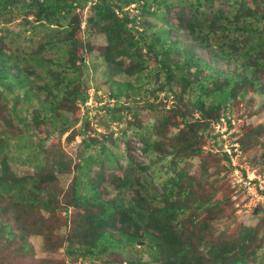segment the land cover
Masks as SVG:
<instances>
[{
	"label": "trees",
	"instance_id": "16d2710c",
	"mask_svg": "<svg viewBox=\"0 0 264 264\" xmlns=\"http://www.w3.org/2000/svg\"><path fill=\"white\" fill-rule=\"evenodd\" d=\"M0 31L11 34L0 39V244L19 251L2 264H35L32 235L46 252L62 250L65 264L262 263L258 224L209 237L228 200L217 193L230 190L219 177L229 170L213 157L230 159L202 146L231 107L264 96V0H0ZM82 32L106 43L94 50ZM91 81L107 97L101 131L85 104ZM139 108L153 113L151 123ZM241 128L242 147L264 138V124ZM77 138L71 155L63 143ZM138 142L150 163L134 156ZM193 158L199 172L190 175ZM253 164L264 172V151ZM59 173L71 175L65 188ZM41 210L51 215L39 220ZM128 247L147 259H126ZM50 259L41 264H59Z\"/></svg>",
	"mask_w": 264,
	"mask_h": 264
},
{
	"label": "rangeland",
	"instance_id": "374dc122",
	"mask_svg": "<svg viewBox=\"0 0 264 264\" xmlns=\"http://www.w3.org/2000/svg\"><path fill=\"white\" fill-rule=\"evenodd\" d=\"M131 13H134V11H131ZM82 14L85 18V16L87 15V10L84 9ZM19 20L20 19H15L10 23H7L6 27H8L10 30H18L19 26L17 25V22H19ZM84 26L85 19L82 21L81 28H84ZM10 35L11 34L7 31H0L1 40L5 41ZM78 37H80L81 40L83 39V41L89 42L93 46L94 50H96L98 46H103L106 43L105 36L101 34H88L82 32L78 33ZM94 50L90 53L91 55L95 54ZM98 78L100 77L98 76ZM98 80L100 82V79ZM93 84L94 82L91 81V85L87 90L89 94L88 99L85 104L88 108L87 111H89L88 116L91 119V125L94 126L98 131H101L103 128L97 125L96 116L103 114V111L101 109H98V106L105 104L107 101V97L104 95L102 89L99 88L98 90H95ZM99 85L100 87L102 86L101 83H99ZM95 91L97 92V94L104 97L101 102L95 98ZM163 93H161V95ZM249 96L250 94L245 97L244 101L250 102V104H245L244 102L239 101V103H237L239 104L237 107H231V111H227L225 117L221 118L219 122L211 124L209 130L205 132V134L209 133V136H206L205 138V143L202 146L203 150L212 154H214L215 152L219 154H223L224 152H226L230 159V162H227L222 156H218L217 158L215 155L213 157L214 162L218 163L219 160L220 164L226 166L225 170H229L227 174L219 173V177L227 185L223 188H227L229 186L230 190L225 189V191H219L217 193V196H223L228 200L223 204V211L218 214V218L209 220V229L213 232L209 236L211 239L215 238L214 234L218 236L221 235L235 237L237 236V231L241 226H254L258 224V226L260 227L258 234L263 235L264 242V172H261L259 167L253 164V159L260 157V155L264 151L261 143L264 138H261L259 141L253 143L252 145L245 147H242L236 139L242 137L244 130L241 128V123L243 121L251 126H255L256 124H264V109L260 108V105L264 102V96L257 93L253 94L252 99H250ZM122 102H124V100ZM171 102L172 100L170 99V101L166 104V107H169ZM112 104L113 101L109 100V105L112 106ZM77 107L78 114L82 116L85 113L86 107L84 108V106L79 103L77 104ZM158 108L161 109L160 106ZM138 113L142 121H144L145 123H151V120L153 118V113L151 111L139 108ZM242 114H245L246 116L242 118ZM227 120H230L231 123H229ZM14 124L16 125V123ZM124 125L125 122L119 124L117 122H114L111 126L113 127V129H118L123 128ZM0 128H4V125H1ZM175 130L176 129L171 128L169 130V133L175 132ZM215 133L219 134V137H217L215 140H223L221 147L215 144L213 140H211V135ZM234 133L237 135H234ZM114 135H116V133ZM78 140L79 139L77 138L70 144L63 143L65 150H67L69 154H74V148ZM141 146V142H138V144L136 145V151H133V154L135 157H137L136 154L138 155V161L142 162L143 164H148L151 162V159L150 157L144 155ZM199 161L200 160L198 158L190 159V163L187 164V166H189L190 168V175L198 174ZM14 168L15 172L19 174L28 173L30 171L28 168H20L19 166H15ZM215 170V165L209 166V173L212 174L211 178L216 177ZM70 177V174L59 173L57 175V179L59 181V183L57 182L58 185L62 188H65L69 182ZM107 189L109 190V193L111 195L115 193V191H113L111 187L107 186ZM206 190L209 191L211 189L207 188ZM258 209H261V213H258ZM48 214V212L41 210V213L37 212L35 217L40 220L44 219L46 216H48ZM62 214L63 213H59L56 215L57 223L60 221L59 217ZM31 217L25 218L24 222H27L29 220L32 221ZM202 217L205 218L207 217V215L205 216V213H203ZM20 223L25 224L23 223V221ZM62 230H65L63 226L59 229V231L62 232ZM1 241L2 240L0 239V242ZM29 242L32 244L34 252V258L31 257L29 260L33 261L35 264H41L42 260L46 258H51L50 262L53 260H57L59 264H63L64 261L67 262L64 258V255L62 254V250L58 251V253L56 254L46 252L43 247L41 236L32 235L29 237ZM145 244V240H140L137 241L136 246L140 247L144 246ZM5 246L6 247L0 244V264L3 263L2 258L8 254L9 250L12 251L9 252L10 255H8L7 258H10L11 260H13L15 254L19 252L14 245ZM13 247L18 252L14 251ZM124 256L126 259H136L137 262H143L147 259V255L145 254V250L143 248L128 247ZM260 259L262 260V263L260 264H264V256Z\"/></svg>",
	"mask_w": 264,
	"mask_h": 264
}]
</instances>
